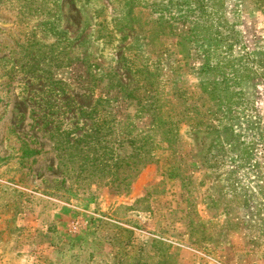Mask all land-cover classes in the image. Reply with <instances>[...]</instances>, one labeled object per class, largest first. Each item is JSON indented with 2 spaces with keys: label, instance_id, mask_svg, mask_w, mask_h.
Returning a JSON list of instances; mask_svg holds the SVG:
<instances>
[{
  "label": "rangeland",
  "instance_id": "rangeland-1",
  "mask_svg": "<svg viewBox=\"0 0 264 264\" xmlns=\"http://www.w3.org/2000/svg\"><path fill=\"white\" fill-rule=\"evenodd\" d=\"M98 119L119 121L105 141L148 134L128 183L91 186L81 166L95 155L65 150ZM57 201L83 209L93 239L78 230L62 264L77 251L83 264L102 251L177 264L185 248L263 264L264 0H0L2 234H17L18 211L47 220Z\"/></svg>",
  "mask_w": 264,
  "mask_h": 264
},
{
  "label": "crops",
  "instance_id": "crops-1",
  "mask_svg": "<svg viewBox=\"0 0 264 264\" xmlns=\"http://www.w3.org/2000/svg\"><path fill=\"white\" fill-rule=\"evenodd\" d=\"M31 196L34 197L33 193ZM105 208L108 210L109 206H105ZM92 210L94 209L91 208L84 212H89L92 215L95 212ZM81 211L83 209L78 205L61 203L60 201L47 220L42 219L41 214L33 205L26 212L18 211L13 223L17 234L14 236L11 234L9 240L0 230V260L9 256L20 260L29 257H45L55 264L59 262L57 257L59 251H69L73 244L78 245L84 240L93 244L90 231H88L89 227L86 225L85 229L83 228L85 215L81 214ZM76 223L78 226L75 228ZM80 229L82 231L79 236L85 238L84 240L81 237L80 239L76 238L78 236L77 231ZM108 256L107 252L102 251L99 255L93 256L89 264H114L110 262ZM199 256L204 257L210 264H234V262L230 263L221 257L201 253L191 248H185L181 259H177V264H199Z\"/></svg>",
  "mask_w": 264,
  "mask_h": 264
},
{
  "label": "trees",
  "instance_id": "trees-1",
  "mask_svg": "<svg viewBox=\"0 0 264 264\" xmlns=\"http://www.w3.org/2000/svg\"><path fill=\"white\" fill-rule=\"evenodd\" d=\"M157 120H160V116L157 118ZM119 122L116 119L113 120H104V119H98L93 122L95 126V133H83L80 137L74 136L75 139H71L68 137L66 139L67 145L65 147V150L70 151V153L73 154H80L84 160H86L88 157L90 158L91 154H94V164H92L93 167L88 169V164H83L81 166L82 170L84 171L87 169V174L90 176L92 182L90 185H99L100 187L107 184H116L117 186H120L122 184L128 183L129 181L133 180L139 171L141 170V167L144 165L143 162L145 157H142V153H140L139 156H135V159L133 158L132 152L133 149H137L139 151L138 146L136 143L146 141V135H148L146 132L141 133L136 137H133V128L128 130H123L125 133V140L121 138V136H115L110 139V141H105L102 139L103 134L98 133L101 129H103L105 126H109L108 133H114L116 130V124ZM81 129L77 125L72 128L66 130L67 134H73L75 130ZM73 140V141H71ZM170 142V146L173 147L176 145V139L173 138L167 139V142ZM135 145V147H134ZM142 148V146H141ZM148 151H151V147H148ZM140 152V151H139ZM150 155V153H147ZM68 155V154H67ZM72 155V154H71ZM152 156V155H151ZM77 160L75 158L74 162ZM84 162V161H83ZM107 168H110L107 170ZM112 170V172H110ZM100 171V175H97ZM112 173L114 177V182L105 183L99 181L101 177ZM96 176V177H95ZM85 242V241H84ZM84 242H81L78 245L73 244V247L69 251H59L57 256L60 252L62 254L64 253H71L69 255L74 256L72 254V250H77ZM75 260H71L67 264H83L82 256L78 253V251L75 253ZM92 258V257H91ZM121 258V257H120ZM119 258V259H120ZM60 262H57L55 264H62L63 259L59 260ZM49 264H54L51 261H49ZM117 264H121L117 262Z\"/></svg>",
  "mask_w": 264,
  "mask_h": 264
},
{
  "label": "built area",
  "instance_id": "built-area-1",
  "mask_svg": "<svg viewBox=\"0 0 264 264\" xmlns=\"http://www.w3.org/2000/svg\"><path fill=\"white\" fill-rule=\"evenodd\" d=\"M78 226V223L75 224V228Z\"/></svg>",
  "mask_w": 264,
  "mask_h": 264
}]
</instances>
